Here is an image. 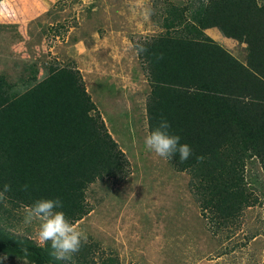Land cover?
Instances as JSON below:
<instances>
[{
    "label": "trees",
    "instance_id": "1",
    "mask_svg": "<svg viewBox=\"0 0 264 264\" xmlns=\"http://www.w3.org/2000/svg\"><path fill=\"white\" fill-rule=\"evenodd\" d=\"M160 17L162 33L145 39L146 51L138 53L151 88L148 130L163 115L191 146L186 162L178 154L169 161L191 172L201 213L225 229L257 201L246 194L247 161L264 167V0H209L207 6L189 0ZM214 28L246 44L245 62L206 33ZM128 175L125 154L79 70L56 66L44 79L34 74L19 84L0 76V191L11 185L9 207L0 203L1 254L31 264H96L94 244L84 245L74 262L57 260L50 244L12 232L10 222L22 204L60 198L76 224L91 213L86 197L93 184ZM101 261L118 264L112 256Z\"/></svg>",
    "mask_w": 264,
    "mask_h": 264
},
{
    "label": "rangeland",
    "instance_id": "2",
    "mask_svg": "<svg viewBox=\"0 0 264 264\" xmlns=\"http://www.w3.org/2000/svg\"><path fill=\"white\" fill-rule=\"evenodd\" d=\"M188 1L0 0V76L19 84L34 74L44 79L56 66L79 70L129 163L123 181L88 189L91 213L76 223L87 244L98 246L96 264L109 256L118 264H264V167L258 159L245 168L246 194L257 201L223 229L201 213L191 172L144 147L151 88L137 47L162 33L165 9ZM218 33L207 32L245 62L246 44ZM20 209L9 229L37 243V225L25 226ZM0 264L31 263L0 253Z\"/></svg>",
    "mask_w": 264,
    "mask_h": 264
},
{
    "label": "clouds",
    "instance_id": "3",
    "mask_svg": "<svg viewBox=\"0 0 264 264\" xmlns=\"http://www.w3.org/2000/svg\"><path fill=\"white\" fill-rule=\"evenodd\" d=\"M208 3L209 0H205V6ZM137 51L139 53L146 49L139 45ZM180 141L181 137L171 131L170 122L161 115L156 127L145 136L144 147L164 160L172 159L178 154L179 162L184 163L193 154V150L189 144ZM197 160L202 161L203 157H197ZM27 188L28 186L25 185L24 190L26 191ZM9 191H11V185L7 183L4 184L3 191H0V203H3L6 208L9 204L5 194ZM63 207L64 202L60 198H40L30 205L22 204L20 210L23 215L22 223L25 226L37 225V243L40 246L50 244V254L57 260L66 261L79 253L88 243V236L66 217L62 211Z\"/></svg>",
    "mask_w": 264,
    "mask_h": 264
},
{
    "label": "crops",
    "instance_id": "4",
    "mask_svg": "<svg viewBox=\"0 0 264 264\" xmlns=\"http://www.w3.org/2000/svg\"><path fill=\"white\" fill-rule=\"evenodd\" d=\"M215 29V28H214ZM209 30H213V29H209ZM209 30H207L206 31V33L209 31ZM216 30H218V29H216ZM219 31V30H218ZM220 32V31H219ZM219 35H220V33H218ZM215 35H217L216 33H215ZM228 39V38H227ZM232 40V39H231Z\"/></svg>",
    "mask_w": 264,
    "mask_h": 264
}]
</instances>
